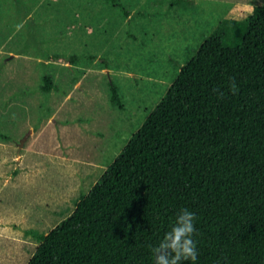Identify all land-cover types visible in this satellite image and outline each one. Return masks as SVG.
I'll return each instance as SVG.
<instances>
[{"label": "rangeland", "instance_id": "374dc122", "mask_svg": "<svg viewBox=\"0 0 264 264\" xmlns=\"http://www.w3.org/2000/svg\"><path fill=\"white\" fill-rule=\"evenodd\" d=\"M116 1L0 0V264H26L217 24L251 13L239 0Z\"/></svg>", "mask_w": 264, "mask_h": 264}, {"label": "trees", "instance_id": "16d2710c", "mask_svg": "<svg viewBox=\"0 0 264 264\" xmlns=\"http://www.w3.org/2000/svg\"><path fill=\"white\" fill-rule=\"evenodd\" d=\"M253 8L217 24L26 264H154L182 209L195 216L194 264H264V5ZM109 100L122 108L112 82Z\"/></svg>", "mask_w": 264, "mask_h": 264}, {"label": "clouds", "instance_id": "9594fccd", "mask_svg": "<svg viewBox=\"0 0 264 264\" xmlns=\"http://www.w3.org/2000/svg\"><path fill=\"white\" fill-rule=\"evenodd\" d=\"M254 10L252 8L253 12ZM230 89L233 93L237 90L234 81ZM194 233L195 216L188 209H182L170 230L160 239L159 244L152 247L154 264H182L184 261H191L194 264L198 257L197 245L193 239Z\"/></svg>", "mask_w": 264, "mask_h": 264}, {"label": "crops", "instance_id": "0c3cea01", "mask_svg": "<svg viewBox=\"0 0 264 264\" xmlns=\"http://www.w3.org/2000/svg\"><path fill=\"white\" fill-rule=\"evenodd\" d=\"M239 2L241 3V5H245V7L247 6V7H249V9H251V11H252V8H253V5L252 4H250L247 0H239ZM239 2H235L234 4L236 5V3H239ZM232 5L233 7L231 8V9H233L234 8V6L235 5ZM251 6V7H250ZM246 7V8H247ZM250 11V10H249ZM228 13H230V11L228 12ZM249 15V14H248ZM19 155V157L20 156H22L21 154H18ZM20 159H22V157L20 158ZM20 162V161H19ZM30 186H31V188L33 189V186L36 184L35 182H33V181H31L30 183ZM30 188V189H31ZM32 191V190H31ZM48 208H50L48 205H46V209H48ZM35 210H37V206L35 207ZM56 214V213H55ZM58 215V214H57ZM58 218H59V215H58ZM65 218V217H64ZM63 218H61L60 220H58V221H61ZM57 224V223H56Z\"/></svg>", "mask_w": 264, "mask_h": 264}]
</instances>
